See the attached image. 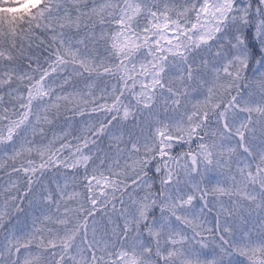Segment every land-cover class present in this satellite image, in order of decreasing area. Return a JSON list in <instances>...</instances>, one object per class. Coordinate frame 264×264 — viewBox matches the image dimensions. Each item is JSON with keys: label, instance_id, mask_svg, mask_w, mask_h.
<instances>
[{"label": "snow or ice", "instance_id": "6c2138e0", "mask_svg": "<svg viewBox=\"0 0 264 264\" xmlns=\"http://www.w3.org/2000/svg\"><path fill=\"white\" fill-rule=\"evenodd\" d=\"M0 171V264H264V0H0Z\"/></svg>", "mask_w": 264, "mask_h": 264}, {"label": "rangeland", "instance_id": "374dc122", "mask_svg": "<svg viewBox=\"0 0 264 264\" xmlns=\"http://www.w3.org/2000/svg\"><path fill=\"white\" fill-rule=\"evenodd\" d=\"M77 119H79V117H77ZM7 179V177L5 178L3 176V171H0V184H3L5 182V180Z\"/></svg>", "mask_w": 264, "mask_h": 264}, {"label": "trees", "instance_id": "16d2710c", "mask_svg": "<svg viewBox=\"0 0 264 264\" xmlns=\"http://www.w3.org/2000/svg\"><path fill=\"white\" fill-rule=\"evenodd\" d=\"M38 55H46V53H43L42 51L37 53ZM3 176L6 178L5 174L3 173Z\"/></svg>", "mask_w": 264, "mask_h": 264}]
</instances>
